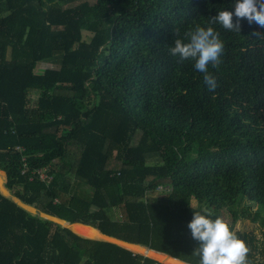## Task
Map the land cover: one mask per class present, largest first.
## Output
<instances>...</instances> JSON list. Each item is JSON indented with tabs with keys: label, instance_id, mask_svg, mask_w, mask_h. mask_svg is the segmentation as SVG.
I'll use <instances>...</instances> for the list:
<instances>
[{
	"label": "trees",
	"instance_id": "1",
	"mask_svg": "<svg viewBox=\"0 0 264 264\" xmlns=\"http://www.w3.org/2000/svg\"><path fill=\"white\" fill-rule=\"evenodd\" d=\"M234 2L0 0V264H198L205 209L264 264V238L236 229L264 226V28L214 25V90L168 53Z\"/></svg>",
	"mask_w": 264,
	"mask_h": 264
},
{
	"label": "clouds",
	"instance_id": "2",
	"mask_svg": "<svg viewBox=\"0 0 264 264\" xmlns=\"http://www.w3.org/2000/svg\"><path fill=\"white\" fill-rule=\"evenodd\" d=\"M233 7L234 12L226 9L218 11L209 18L206 26L196 24L183 36L175 34L168 47L169 55L178 57L180 62L194 61L195 70L203 74L209 90L216 87L209 65L218 68L224 51V43L214 25L241 32V21L247 20L250 25L256 23L264 28V0H235ZM253 35L260 33L254 32ZM187 227L192 239L197 242L191 255L198 257V264H250L245 240L230 228L224 217L213 216L207 209L193 210Z\"/></svg>",
	"mask_w": 264,
	"mask_h": 264
},
{
	"label": "rangeland",
	"instance_id": "3",
	"mask_svg": "<svg viewBox=\"0 0 264 264\" xmlns=\"http://www.w3.org/2000/svg\"><path fill=\"white\" fill-rule=\"evenodd\" d=\"M89 34L90 33H88L87 31H85L84 32V37L86 39L89 38ZM52 67H57V66L54 65V64H51V63H47V62H40L38 64L37 68H36V72L42 73L46 68H52ZM0 170H2V169L0 168ZM4 181H5V184H6V181H7L6 172H5V179H4ZM0 186L6 189L5 185H3L2 183H0ZM5 189H3V190L7 194L6 196H9V197L15 199V197L12 195V192L9 191V190H5ZM75 189L79 193H82V194H85V195L90 193V189L86 185H83V184L78 183V182L77 183L75 182ZM192 204L193 205H196L197 204L196 200H192ZM26 208H28V207H26ZM256 209H257V207L254 206L253 207V210H256ZM28 210H33V209H29L28 208ZM32 213H37V214H39L41 216L40 212L37 209L34 212H32ZM262 215L264 216V211H263ZM236 229L237 230H241L243 232L255 234L256 235V238H257V241H258V244L257 245H261V241L264 238V226L260 222H252L249 219H242V220L238 221V223L236 224ZM158 262H160V261H158ZM160 263H162V262H160Z\"/></svg>",
	"mask_w": 264,
	"mask_h": 264
},
{
	"label": "water",
	"instance_id": "4",
	"mask_svg": "<svg viewBox=\"0 0 264 264\" xmlns=\"http://www.w3.org/2000/svg\"><path fill=\"white\" fill-rule=\"evenodd\" d=\"M16 198V197H15ZM17 200H15L17 203H19L21 206H23V202H21L18 198H16ZM24 207V206H23ZM25 208V207H24ZM41 213V212H40ZM45 215L43 216V217H45V218H48V219H51V220H53V221H55V222H58V223H60L61 225H63V226H65V227H68V228H70L69 226H68V224H69V222H67L66 220H64V219H60V218H58V217H55V216H52V215H49V214H46V213H44ZM82 224V223H81ZM86 225V224H85ZM88 226H92V225H88ZM93 228H95V229H97L96 227H94V226H92ZM71 229V228H70ZM72 230V229H71ZM99 230V229H98ZM104 234V233H103ZM106 235V234H105ZM114 239H116V240H119V239H117V238H115V237H113ZM93 239H96V238H93ZM100 240V239H99ZM104 241H110V240H104ZM122 241V240H121ZM110 242H113V241H110ZM114 243H116V242H114ZM118 244V243H117ZM119 245H121V244H119ZM121 246H123V245H121ZM140 246H142V245H140ZM123 247H125V246H123ZM127 248V247H126ZM147 248V247H146ZM128 249V248H127ZM147 249H149V248H147ZM130 250V249H129ZM135 253V252H134ZM149 257V256H148ZM187 263V262H186ZM189 264V263H188Z\"/></svg>",
	"mask_w": 264,
	"mask_h": 264
},
{
	"label": "built area",
	"instance_id": "5",
	"mask_svg": "<svg viewBox=\"0 0 264 264\" xmlns=\"http://www.w3.org/2000/svg\"><path fill=\"white\" fill-rule=\"evenodd\" d=\"M36 174L41 178V180L49 181L51 179V177L47 174L46 170L44 169L36 170ZM157 190L158 192L162 193L168 191L169 188L164 186H159ZM153 264H158V263H153Z\"/></svg>",
	"mask_w": 264,
	"mask_h": 264
},
{
	"label": "crops",
	"instance_id": "6",
	"mask_svg": "<svg viewBox=\"0 0 264 264\" xmlns=\"http://www.w3.org/2000/svg\"><path fill=\"white\" fill-rule=\"evenodd\" d=\"M113 239V238H112ZM113 240H115V239H113ZM115 241H121V240H115ZM122 242H124V241H122Z\"/></svg>",
	"mask_w": 264,
	"mask_h": 264
}]
</instances>
